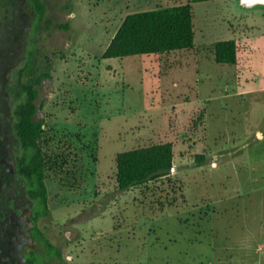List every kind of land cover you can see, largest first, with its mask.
Returning <instances> with one entry per match:
<instances>
[{
  "label": "rangeland",
  "instance_id": "obj_1",
  "mask_svg": "<svg viewBox=\"0 0 264 264\" xmlns=\"http://www.w3.org/2000/svg\"><path fill=\"white\" fill-rule=\"evenodd\" d=\"M41 1L43 19L29 0L14 13L0 0V47L14 50L3 97L14 114L22 87H38L48 159L38 226L56 250L33 240L26 253L40 264H264V188L252 185L264 141L249 145L251 100L234 94L264 68V7L192 3V50L105 59L128 14L189 0ZM224 40L241 45L236 65L215 61ZM159 143L174 146L172 173L120 190L117 155Z\"/></svg>",
  "mask_w": 264,
  "mask_h": 264
},
{
  "label": "trees",
  "instance_id": "obj_2",
  "mask_svg": "<svg viewBox=\"0 0 264 264\" xmlns=\"http://www.w3.org/2000/svg\"><path fill=\"white\" fill-rule=\"evenodd\" d=\"M212 0H189L187 4L139 11L128 14L103 57L124 58L162 55L195 47L192 3ZM33 12L43 19L46 6L41 0H29ZM14 50L0 47V264H40L34 251L27 254L33 240L53 252L38 226L41 217L50 212L45 168L48 159L43 148L44 121L36 120L38 87L29 83L22 87L25 95L14 114L3 97L9 89L8 69ZM215 61L235 65L238 46L235 40L214 44ZM206 160L196 155V162ZM117 182L122 191L168 177L174 169V146L159 143L121 152L116 157ZM24 223L13 224L18 218Z\"/></svg>",
  "mask_w": 264,
  "mask_h": 264
},
{
  "label": "crops",
  "instance_id": "obj_3",
  "mask_svg": "<svg viewBox=\"0 0 264 264\" xmlns=\"http://www.w3.org/2000/svg\"><path fill=\"white\" fill-rule=\"evenodd\" d=\"M241 4V3H240ZM242 6V5H241ZM244 7V6H242ZM246 8V7H245ZM247 40V39H246ZM238 46V54L241 51V45L239 41L235 40ZM239 61V58H238ZM238 63V62H237ZM236 65V64H235ZM250 72H251V82L252 85L251 87L247 89H243L239 92L234 93L235 95H241L242 97L245 98L246 100H251V106L250 108L246 111L245 113L251 117L252 119V127L251 130L249 131L250 133L248 134L247 140L250 141V146L252 147L253 142L256 141L255 137L253 138V134L257 137V140L259 143H263L264 141V108H263V103H264V68L261 70H258L257 68L250 67ZM229 94H227L228 96ZM247 105V102L245 103ZM259 144V145H262ZM255 151V156L256 160L259 164L264 163V148L263 149H256L255 146L253 147ZM258 153V154H257ZM257 163V164H258ZM261 169V173H258L259 170ZM260 169H253V173L257 172L258 176L254 178V175L252 177V185L255 187L256 191H261L264 188L263 184H260V178L264 179V168ZM255 170V171H254Z\"/></svg>",
  "mask_w": 264,
  "mask_h": 264
},
{
  "label": "flooded vegetation",
  "instance_id": "obj_4",
  "mask_svg": "<svg viewBox=\"0 0 264 264\" xmlns=\"http://www.w3.org/2000/svg\"><path fill=\"white\" fill-rule=\"evenodd\" d=\"M6 7L7 8V11L8 12H12L14 13L13 11H19V7H18V4L16 3V0H7L6 2ZM10 18V15H7L6 17V20ZM26 220V217H24L22 220L18 219V218H15L12 222L13 224H18V223H24ZM2 227V222L0 223V228ZM0 249H3V246H0Z\"/></svg>",
  "mask_w": 264,
  "mask_h": 264
},
{
  "label": "water",
  "instance_id": "obj_5",
  "mask_svg": "<svg viewBox=\"0 0 264 264\" xmlns=\"http://www.w3.org/2000/svg\"><path fill=\"white\" fill-rule=\"evenodd\" d=\"M240 3L246 8L264 7V0H240Z\"/></svg>",
  "mask_w": 264,
  "mask_h": 264
}]
</instances>
